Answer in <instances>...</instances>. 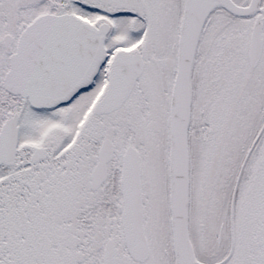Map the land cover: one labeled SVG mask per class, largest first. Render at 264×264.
I'll list each match as a JSON object with an SVG mask.
<instances>
[{
    "label": "snow or ice",
    "instance_id": "snow-or-ice-1",
    "mask_svg": "<svg viewBox=\"0 0 264 264\" xmlns=\"http://www.w3.org/2000/svg\"><path fill=\"white\" fill-rule=\"evenodd\" d=\"M0 264H264V0H0Z\"/></svg>",
    "mask_w": 264,
    "mask_h": 264
}]
</instances>
